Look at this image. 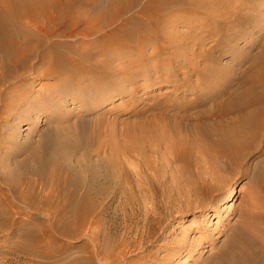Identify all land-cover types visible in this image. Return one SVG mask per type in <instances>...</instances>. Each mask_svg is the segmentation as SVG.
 Returning a JSON list of instances; mask_svg holds the SVG:
<instances>
[{
    "label": "rangeland",
    "instance_id": "obj_1",
    "mask_svg": "<svg viewBox=\"0 0 264 264\" xmlns=\"http://www.w3.org/2000/svg\"><path fill=\"white\" fill-rule=\"evenodd\" d=\"M172 9L156 15L159 31L107 27L65 38L57 62L31 61L11 93L27 104L0 122V264H219L244 205L264 228V117L236 159L186 163L158 137L194 135L264 68V0ZM141 132L158 139L131 146ZM86 192L95 209L71 216Z\"/></svg>",
    "mask_w": 264,
    "mask_h": 264
},
{
    "label": "bare ground",
    "instance_id": "obj_2",
    "mask_svg": "<svg viewBox=\"0 0 264 264\" xmlns=\"http://www.w3.org/2000/svg\"><path fill=\"white\" fill-rule=\"evenodd\" d=\"M213 1L215 3L219 0ZM204 3L205 0H0V122L4 124L14 115L12 110L27 104L26 96L11 99V93L16 87L26 88L25 73L36 67L31 61L37 58V63H48L62 59L53 54L60 46L65 45V38L76 35L86 37L107 27H110V31L117 29L122 32L123 27L127 30L124 29L123 33L130 34V29L144 28L146 24L150 25V30L159 31L160 27L155 23L156 15L168 8H173L170 16L184 15ZM234 8L239 10L242 7L235 5ZM100 37L108 38V34L102 32ZM119 41L122 43L124 40L119 38ZM61 71L63 67L57 66L54 73ZM241 82L245 84L244 89L226 92L223 100L217 104L218 110L215 113H206L204 118L200 117L192 138L190 135L187 138L186 135H178L176 139L168 141L164 137L166 135L161 134L159 139L186 163L192 162L193 158L213 160L220 154H228L236 159L253 140L264 117V106L258 105L264 100V68L258 67L251 77ZM25 115L26 111L22 116ZM155 138L158 139L155 134L141 132L137 138L132 139L131 146L136 145V142ZM62 139L55 137L52 142V146L60 153L58 155L66 154L61 153L64 144ZM191 146H197L199 156H192ZM48 162L52 160L46 154L42 163L46 166ZM213 172L204 174L215 180L216 174ZM211 188L213 185L211 187L208 184L206 191ZM102 189L99 187L98 190ZM87 192L78 199L79 203H75L78 204L77 207L75 205L73 209L69 208L74 213L71 216L84 218L83 215L89 214L96 207V201L91 200L90 193ZM215 205L211 210L217 208L218 205ZM238 215L240 223L232 229L226 244L217 251V257L221 258L219 264H264V228L257 225L245 205ZM186 233L189 235L188 230Z\"/></svg>",
    "mask_w": 264,
    "mask_h": 264
}]
</instances>
